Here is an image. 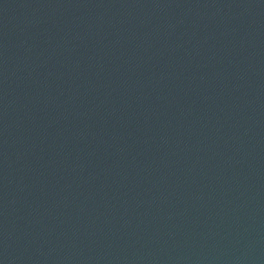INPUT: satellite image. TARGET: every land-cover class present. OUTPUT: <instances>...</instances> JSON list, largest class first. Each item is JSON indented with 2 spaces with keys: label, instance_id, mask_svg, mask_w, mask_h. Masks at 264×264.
<instances>
[{
  "label": "water",
  "instance_id": "water-1",
  "mask_svg": "<svg viewBox=\"0 0 264 264\" xmlns=\"http://www.w3.org/2000/svg\"><path fill=\"white\" fill-rule=\"evenodd\" d=\"M0 264H264V0H0Z\"/></svg>",
  "mask_w": 264,
  "mask_h": 264
}]
</instances>
